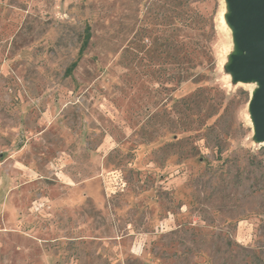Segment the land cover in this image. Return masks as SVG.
<instances>
[{
  "label": "rangeland",
  "instance_id": "rangeland-1",
  "mask_svg": "<svg viewBox=\"0 0 264 264\" xmlns=\"http://www.w3.org/2000/svg\"><path fill=\"white\" fill-rule=\"evenodd\" d=\"M230 4L0 0V264H264L262 84ZM167 37L197 49L183 83Z\"/></svg>",
  "mask_w": 264,
  "mask_h": 264
},
{
  "label": "water",
  "instance_id": "water-1",
  "mask_svg": "<svg viewBox=\"0 0 264 264\" xmlns=\"http://www.w3.org/2000/svg\"><path fill=\"white\" fill-rule=\"evenodd\" d=\"M230 6L234 10L231 21L244 50L235 66L240 76L253 75L262 83L251 109L258 138L264 139V0H231Z\"/></svg>",
  "mask_w": 264,
  "mask_h": 264
},
{
  "label": "trees",
  "instance_id": "trees-1",
  "mask_svg": "<svg viewBox=\"0 0 264 264\" xmlns=\"http://www.w3.org/2000/svg\"><path fill=\"white\" fill-rule=\"evenodd\" d=\"M188 0H165V3H167L169 6H174L176 10H179L177 13L178 17H186L184 16L186 14V8ZM177 12V11H176ZM184 29H187L189 27L188 24L185 22L181 23ZM169 28L173 27L172 23H169ZM86 31H85V37L83 40V49L87 48V46L90 44V40L92 38V30L91 27L86 26ZM180 30V29H178ZM145 35L142 34L136 37L135 40L138 41L136 44V51L139 53L140 51H148V50H153L152 47H148V45L144 42L143 37ZM160 47L163 48V52L167 54V62L172 64V63H179L181 65V70L179 73H171L169 75V80L174 81L176 80L179 83H183L184 81L189 80L190 78H193V71L195 68H197L194 63L196 62L197 59V49L192 48L188 40H183L181 43H179V46L177 47L175 45V42L170 39L166 38L164 39L163 42L160 43ZM156 50V49H155ZM178 51L180 53L179 55H176L173 53V51ZM157 51V50H156ZM76 65V63L73 64V67ZM197 78H194V80Z\"/></svg>",
  "mask_w": 264,
  "mask_h": 264
},
{
  "label": "bare ground",
  "instance_id": "bare-ground-1",
  "mask_svg": "<svg viewBox=\"0 0 264 264\" xmlns=\"http://www.w3.org/2000/svg\"><path fill=\"white\" fill-rule=\"evenodd\" d=\"M230 12V11H229ZM230 15H231V13H230ZM262 84V83H261Z\"/></svg>",
  "mask_w": 264,
  "mask_h": 264
}]
</instances>
